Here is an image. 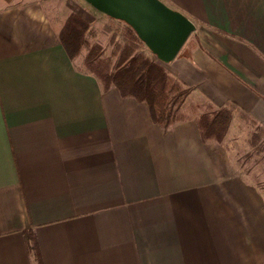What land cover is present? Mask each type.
Segmentation results:
<instances>
[{
  "label": "crops",
  "instance_id": "0c3cea01",
  "mask_svg": "<svg viewBox=\"0 0 264 264\" xmlns=\"http://www.w3.org/2000/svg\"><path fill=\"white\" fill-rule=\"evenodd\" d=\"M162 1L195 29L169 62L141 49L185 103L237 107L223 144L194 118L163 130L68 56L85 0H0V264H37L27 231L42 264H264V192L227 142L264 130V0Z\"/></svg>",
  "mask_w": 264,
  "mask_h": 264
},
{
  "label": "trees",
  "instance_id": "16d2710c",
  "mask_svg": "<svg viewBox=\"0 0 264 264\" xmlns=\"http://www.w3.org/2000/svg\"><path fill=\"white\" fill-rule=\"evenodd\" d=\"M88 29L89 22L71 12L59 31V38L70 58H75L82 49H86L82 66L85 72L99 81L103 90L115 86L122 96L144 101L152 120L161 124L163 130L177 121L194 118L204 142L223 144L231 119L237 111L235 105L229 103L221 108H200L198 104L185 103L190 88L141 49L143 42L129 25L125 29V40L119 42L114 39L107 56L100 44L88 43ZM239 116L247 119L246 114L239 113ZM258 131L263 133L264 130L258 128ZM258 131L250 136L252 144L260 145ZM25 236L33 258L37 264H42L34 235L27 231Z\"/></svg>",
  "mask_w": 264,
  "mask_h": 264
},
{
  "label": "water",
  "instance_id": "95a60500",
  "mask_svg": "<svg viewBox=\"0 0 264 264\" xmlns=\"http://www.w3.org/2000/svg\"><path fill=\"white\" fill-rule=\"evenodd\" d=\"M98 11L125 22L161 62L171 61L194 31V23L162 0H85Z\"/></svg>",
  "mask_w": 264,
  "mask_h": 264
},
{
  "label": "rangeland",
  "instance_id": "374dc122",
  "mask_svg": "<svg viewBox=\"0 0 264 264\" xmlns=\"http://www.w3.org/2000/svg\"><path fill=\"white\" fill-rule=\"evenodd\" d=\"M95 16L89 18L90 24L89 29L86 34V40L89 44L98 43L102 46L104 55L107 56L110 54V50L113 47L112 41L116 39L119 42H123L126 38V30L124 29L122 22L110 20L112 17L94 10ZM105 21V22H104ZM111 21V22H109ZM121 21V20H120ZM86 49L80 51V55L85 54ZM78 56V55H77ZM75 57L76 63L79 62V57ZM113 58V57H112ZM114 59V58H113ZM158 61V60H157ZM192 98L189 96L186 100ZM204 105V103H203ZM252 129V128H251ZM258 127H253V132H257ZM259 132V131H258ZM247 135V134H246ZM260 145H255L251 143L249 136H243L240 132L237 137L228 140L227 142L232 149V157L236 160L239 165L240 172L253 180L255 183L261 187V190L264 192V131L259 132Z\"/></svg>",
  "mask_w": 264,
  "mask_h": 264
}]
</instances>
